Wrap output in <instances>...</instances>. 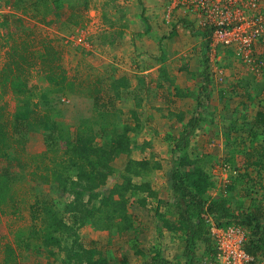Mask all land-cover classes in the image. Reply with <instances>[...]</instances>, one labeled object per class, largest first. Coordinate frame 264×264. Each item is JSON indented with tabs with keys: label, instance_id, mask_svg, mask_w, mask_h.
<instances>
[{
	"label": "rangeland",
	"instance_id": "obj_1",
	"mask_svg": "<svg viewBox=\"0 0 264 264\" xmlns=\"http://www.w3.org/2000/svg\"><path fill=\"white\" fill-rule=\"evenodd\" d=\"M170 1L0 0V74L5 50L13 42L23 40L21 44L32 53V61L35 59L27 93L17 95L0 87V124L6 133L2 144L5 154L0 156V263L4 245L11 243L18 264H85L91 249H99L107 264H142L156 252L174 264H206L211 248L205 244L196 248L186 263L184 228L177 218L170 174L174 141L198 103V99H185L193 96L200 83L185 70L194 58L189 54L201 48V37L191 34L182 22L191 20L190 13L178 7L168 11ZM143 13L148 17L149 31ZM173 25L175 34L169 37ZM45 38L59 50L68 77L59 86L42 79L41 41ZM211 48L212 97L198 110L203 121L190 137L188 155L209 173V196L230 197L236 213L241 211L236 197H242L244 203L255 199L256 206L264 203V157L260 166L252 164V169L248 166L249 171H243L245 152H252L255 161L257 149L264 148V129L258 140H250L246 129H239L240 125L249 129L246 123H252L259 110L264 111V66L250 70L232 51L222 46ZM99 53L108 57L106 61L97 57ZM255 57L256 63L264 61V42L257 46ZM97 62L108 69L105 73L109 78L116 77L113 87L136 85L152 89L153 94L164 92L162 99H104L90 106L87 117L74 115L65 120L63 108L72 101L66 96L81 89L91 91L93 82L100 84ZM199 65L197 73L202 81L203 62ZM221 70L223 78L219 79ZM172 71H178L182 87L175 83ZM57 96H64L65 102L54 99ZM80 101L74 112L89 106ZM96 108L112 113L101 117L117 123L119 138L129 153L123 148L111 151L114 171L106 183L76 198L82 190L74 184L77 168L70 163L67 139L82 129L86 130L84 135L96 133ZM46 114L49 128L58 125V137L57 144L45 153ZM124 134L128 139L122 137ZM98 136L96 144L101 140ZM41 145L44 148L39 150ZM129 158L148 161L147 165L132 166L140 171L131 176L132 181L146 186L130 193L133 227L123 233L97 229L91 225L89 211L124 179L123 168ZM225 162L236 172L228 184L221 182ZM259 259L264 261L263 252Z\"/></svg>",
	"mask_w": 264,
	"mask_h": 264
},
{
	"label": "trees",
	"instance_id": "obj_2",
	"mask_svg": "<svg viewBox=\"0 0 264 264\" xmlns=\"http://www.w3.org/2000/svg\"><path fill=\"white\" fill-rule=\"evenodd\" d=\"M144 11V8H143ZM142 11V12H143ZM143 20L146 24V30H150L148 24V17L142 14ZM183 24L190 29L191 34L199 35L203 39L204 60L202 69L203 83L201 91L206 95L209 92L210 72L208 66V50L210 49L211 39L209 34L211 30L203 26H195L190 21L183 19ZM175 34V26L173 25L169 32V37ZM23 40L20 42H13L5 50V61L1 67L0 87L5 91H11L14 94H25L30 90L28 83V76L31 67L35 63L30 58L32 53H28ZM1 49V46H0ZM41 55L40 62L43 66L42 79L53 85L64 84L68 77L62 64L60 63V52L54 45L53 41L45 38L41 41ZM34 54V53H33ZM36 58V55H35ZM260 90L257 91V94ZM253 96L252 93H250ZM205 99H199L197 107L193 115L190 117L186 125L182 128L179 136L175 139L172 147L171 156V187L175 199L174 206L177 212V218L183 224V237L185 240L184 253L187 255V262L190 263L195 255L197 243L200 241L206 242L212 252V243L208 237V225L210 219L215 221L218 225H224L230 222H239L246 226L249 230L245 248L247 251L259 258V254L264 253V226L261 220L264 219V208H257L252 211L243 209L234 213L231 209V198L225 195L212 198L208 194L212 182L211 177L204 165L197 164L188 155V148L190 146V137L196 130L198 124L203 119L198 115L200 107L204 106ZM51 103V102H50ZM48 103V106L51 104ZM98 103L95 102L94 107ZM52 107V106H51ZM108 108V107H107ZM96 118L94 125L96 126V133L90 136L84 135L86 130L82 129L76 132L72 139H67V145L70 146V163L77 168L75 187L80 186V194L86 191L92 192L95 188L106 183L107 178L114 171L111 164L113 156L111 151L116 153L120 151L119 148L124 149L123 140L119 137L117 123L107 119L106 121L101 117L104 114H112L108 109L96 108ZM48 114L45 115L43 128H45L44 141L46 145L45 153L48 149H52L57 144V137L55 130L57 124H53L51 128L47 124ZM109 120V121H108ZM247 129L245 125H240L239 129H246L248 138L250 140H258V137L264 129V111L259 110L256 113L255 119ZM238 129L235 128V130ZM101 137L99 143H95V136ZM98 136V137H99ZM6 133L0 124V156L5 154L2 147ZM126 137V134L122 135ZM261 147V146H260ZM258 148V157L255 161L252 160V152H245L247 155L246 168L252 164L260 166L262 158L264 157V148ZM117 148V149H114ZM254 149H252L253 151ZM129 153V149L126 150ZM147 165L148 161L145 159L135 160L129 158L126 162L123 172L124 179L120 183H116L108 194H106L99 206H94L90 212L92 226L97 229L107 228L116 233H123L133 227V219L129 213L128 201L130 193L135 190H145L143 184L134 183L132 175H139L140 171L133 168V165ZM81 180H85L82 183ZM129 194V195H128ZM163 216V215H162ZM4 257L0 264H18L15 248L11 243L4 245ZM87 257L84 259L85 264H107L108 259L102 254L99 249H91L88 251ZM98 254L95 258L94 255ZM260 260V259H259ZM142 264H174L165 257L156 252L152 257Z\"/></svg>",
	"mask_w": 264,
	"mask_h": 264
},
{
	"label": "built area",
	"instance_id": "obj_3",
	"mask_svg": "<svg viewBox=\"0 0 264 264\" xmlns=\"http://www.w3.org/2000/svg\"><path fill=\"white\" fill-rule=\"evenodd\" d=\"M177 7L196 15L198 26L211 30L210 47L222 46L232 51L250 70L264 66V61L256 63L255 57L257 46L264 42V0H171L168 11ZM222 78L221 70L219 79ZM221 170V182L228 184L236 172L227 162ZM248 233V228L239 222L218 225L210 219L212 252L205 263L264 264L245 248Z\"/></svg>",
	"mask_w": 264,
	"mask_h": 264
},
{
	"label": "crops",
	"instance_id": "obj_4",
	"mask_svg": "<svg viewBox=\"0 0 264 264\" xmlns=\"http://www.w3.org/2000/svg\"><path fill=\"white\" fill-rule=\"evenodd\" d=\"M189 16H190L191 20L188 19V21H190L193 25L198 26V23H197L198 17L194 14H190ZM145 29H146V26H145ZM195 36L199 37V38L201 37L199 35H195ZM200 39H201V48L195 52L196 54H194V55H193V53L189 54L190 56H194V58L192 59L193 61H190L189 63H187V65H186L187 70H185L187 73H190L191 75L196 77V79H198V82H200V83H199V86L197 87V90L193 94V96L190 97V95H188L187 97H185V99L187 98V99H198L199 100V99H210L212 97V91L210 89V88H212V84L209 85V92H208V95H206L204 91H201V85H202L204 80L201 81V79H199V77H198L199 75L197 73V69L200 67L199 62H203V60H204L203 54L205 51V49L203 47V39L202 38H200ZM189 50H191V49H189ZM212 51H214V49H212L210 47V49L208 50V57L213 56ZM98 56L101 59L103 58V61H106V59L108 58L105 54H102V53H99L97 55V57ZM97 64L98 65H96L95 67H97L96 72L99 74L98 75L99 80L101 79L100 84L94 85V82H93L92 86H94V87L91 91H88V90L85 91L84 89H81V90L77 91L76 93H72L71 96H66V97H68V99H72V101L68 100L67 102H68L69 106L66 105L67 108L66 109L63 108L62 115L65 118V120L68 119V121H70V119H72L74 117V115L77 118L87 117L88 110H89V112L91 110L90 106H93L95 104V102L96 103L99 101L102 102L104 99H106L107 102L109 101V99H117V100L118 99H120V100L135 99V98L136 99H148V98H150V99H154V98L155 99H162L161 97H162V95H164V92L155 91L154 92L155 94H153L152 89H150V90H145L144 88L140 89V88H136V85H134L132 87L131 86H122V85L119 87L118 86L113 87L112 84H113V82H115L116 77L111 76L109 78V74L105 73V71L108 69L104 68V66L101 63L97 62ZM149 70H151V69H145V72H147ZM172 72L175 73L173 75V77L175 78V83L179 84V86L182 87L183 83H181L182 81H181L180 75L176 74L178 71H172ZM209 72H210V68H209ZM213 76H214V74L210 73L211 80L213 79ZM148 91H150L151 93L148 94ZM153 96H155V97H153ZM54 99H61L62 102H65V100H62V99H65L64 96H60V97L57 96ZM173 99H176V96L175 97L173 96ZM78 100H81L80 103H85L86 105H89L87 107V109H83L82 111L74 112L73 109L75 108V104L78 102ZM92 110H93V108H92ZM43 148H44V146L41 145L39 150H42ZM158 149L160 150V148H158ZM158 149L153 148V150H155L156 152H158ZM171 168H172V165L170 167V170H171ZM252 168L253 167H250V169H252ZM246 169L244 167L243 171L248 172L249 169H247V170ZM234 200H237V202L235 204H237L239 206L238 207L239 210L246 209L248 211H252V210L257 209V208H262V209L264 208V203H258L257 206L254 205L257 202L255 199H251L250 203H247V202L244 203L245 201H243L242 197H236ZM261 224L264 226V219L261 220ZM204 244L206 246H208V244H206V242L200 241L197 243L196 248H198L199 246L202 248ZM197 252H198V250H197Z\"/></svg>",
	"mask_w": 264,
	"mask_h": 264
}]
</instances>
